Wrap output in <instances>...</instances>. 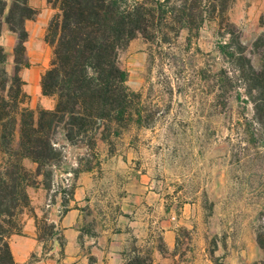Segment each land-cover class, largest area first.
Here are the masks:
<instances>
[{"label": "rangeland", "instance_id": "rangeland-1", "mask_svg": "<svg viewBox=\"0 0 264 264\" xmlns=\"http://www.w3.org/2000/svg\"><path fill=\"white\" fill-rule=\"evenodd\" d=\"M29 4L35 13L25 23L26 58L28 63L35 60L32 66L43 62L48 70L53 64L52 51L44 35L54 11L46 0H29ZM225 21L258 68L252 43L263 30L264 0H230ZM214 32L215 26L206 25L187 41L189 34L183 30L163 46L150 45L142 37L132 40L119 61L128 73V88L142 94L141 126L127 123L118 137L103 143H97L101 140L97 136L95 147H88L89 140L72 149L65 147L69 154L61 145L60 128L55 141L68 159L62 158L56 167L39 169L29 160L22 162L31 212L29 193L53 186L63 190L66 180L71 183L72 176L65 173L73 171L72 161L96 169L97 181L114 187L140 172L159 185L162 200L173 206L177 264H193L200 248L211 264L264 261V145L260 143L264 136L236 79L235 67L218 49L226 38ZM16 42V34L5 26L0 37L6 58L0 65V118L2 111H10L7 94ZM8 46H12L9 56ZM46 98L54 105L53 98ZM2 125L0 135L4 145L10 146L5 139L8 130ZM104 152L106 158L101 157ZM113 157L110 166L104 164ZM30 210L23 209L20 222L32 216ZM126 238L131 243V236ZM134 264L146 263L137 259Z\"/></svg>", "mask_w": 264, "mask_h": 264}, {"label": "trees", "instance_id": "trees-1", "mask_svg": "<svg viewBox=\"0 0 264 264\" xmlns=\"http://www.w3.org/2000/svg\"><path fill=\"white\" fill-rule=\"evenodd\" d=\"M229 2L46 0L54 11L44 35L53 64L42 76L41 87L42 96L53 98L54 106L51 110H32L24 107L28 96L21 72L29 67L25 23L35 11L29 0H0V35L6 25L17 36L7 94L10 111H2L0 118V132L4 122L8 130L5 139L10 145H4L0 135V168L4 171L0 176V264H14L7 240L20 234V215L24 208L30 210L24 160L37 169L56 167L63 158L55 141L60 128L70 146L89 140L88 147H95L97 136L107 142L109 137H118L127 123L141 126L142 94L128 88V73L119 61L120 54L137 37L150 45L163 46L183 30L188 32L189 41L191 34L197 37L206 25L215 26L214 34L226 38L218 49L235 67L236 79L252 104L264 136V23L252 43L258 56L256 68L245 55L240 38L225 23ZM5 62L0 48V65ZM260 143L264 145V137ZM39 228L38 239L44 242L56 234L53 226L42 224Z\"/></svg>", "mask_w": 264, "mask_h": 264}, {"label": "crops", "instance_id": "crops-1", "mask_svg": "<svg viewBox=\"0 0 264 264\" xmlns=\"http://www.w3.org/2000/svg\"><path fill=\"white\" fill-rule=\"evenodd\" d=\"M5 26L0 37L5 34ZM5 49L9 56L12 46ZM34 61L21 72L28 108L51 110L54 105L41 94V78L47 66L43 62L32 66ZM61 137L65 154V147H76L68 144L64 134ZM101 157L106 158V152ZM113 160H104V164L110 166ZM70 167L73 171L65 173L72 176L67 195L54 186L29 193L34 216H26L20 234L7 240L14 264H134L137 259L146 264L178 263L176 230L171 226L175 220L173 206L162 200L153 179L138 172V176L114 187L97 181L96 169L84 166L83 161H72ZM167 221L168 226L161 231ZM45 223L56 233L47 242L38 239L39 227ZM204 250L200 248L193 264H211Z\"/></svg>", "mask_w": 264, "mask_h": 264}, {"label": "built area", "instance_id": "built-area-1", "mask_svg": "<svg viewBox=\"0 0 264 264\" xmlns=\"http://www.w3.org/2000/svg\"><path fill=\"white\" fill-rule=\"evenodd\" d=\"M70 187V183L68 180L65 181V183L63 184L62 188H63V194L67 195V190Z\"/></svg>", "mask_w": 264, "mask_h": 264}]
</instances>
